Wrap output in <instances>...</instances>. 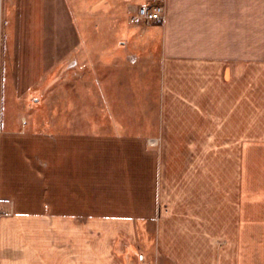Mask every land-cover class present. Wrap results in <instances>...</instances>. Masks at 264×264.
<instances>
[{"label":"crops","instance_id":"crops-1","mask_svg":"<svg viewBox=\"0 0 264 264\" xmlns=\"http://www.w3.org/2000/svg\"><path fill=\"white\" fill-rule=\"evenodd\" d=\"M149 1L78 5L97 16ZM155 1L165 21L128 20L122 49L98 36L74 49L154 77V132L131 134L119 120L85 133L40 118L36 69L50 58L19 29L41 20L43 0H3L0 264H264V0Z\"/></svg>","mask_w":264,"mask_h":264},{"label":"rangeland","instance_id":"rangeland-1","mask_svg":"<svg viewBox=\"0 0 264 264\" xmlns=\"http://www.w3.org/2000/svg\"><path fill=\"white\" fill-rule=\"evenodd\" d=\"M151 2L160 1L151 0ZM43 3L41 11L45 13L41 14V20L36 21V26L19 29L25 40H28L26 39L28 37L33 40L30 43H34L36 55L42 53L41 55L50 58V60L46 59L47 66L43 65L36 69L35 99L40 118L45 120L50 118L57 130L64 131L88 133L91 130L92 119H97L101 132L112 130L114 121L119 120L125 122L120 126L127 128L126 130L131 134L153 133L155 129L153 119L156 112L153 107L156 102L154 77L145 83L144 77L131 76V68L136 67L134 65L136 61L134 62L133 59L126 61L120 56L115 59H90L88 55L82 58L74 54L78 42L91 36H98L104 41L107 38L115 39L118 41L116 48L122 49V44L119 42L129 40L131 37L128 20L135 25V28L149 27L132 20L131 11L137 6H130L127 13L100 11L96 16L89 11H81L78 0H43ZM12 30L9 25L6 26L4 18L0 59L6 45V35ZM42 51L45 53L48 51V54L44 55ZM64 52L68 53L67 59L54 58L62 56ZM44 74L46 81L43 83ZM4 77V63L1 59L0 118L4 101ZM126 88L130 91L126 92ZM259 111L261 120L264 109ZM129 119L137 122L143 119L145 122L126 123ZM258 128L263 131L264 124H260ZM253 130L256 129L252 124L244 123V135ZM158 142V148L165 147V141ZM259 148L264 149V141H259ZM262 153L260 151L259 158L264 160ZM169 158L174 160V156Z\"/></svg>","mask_w":264,"mask_h":264},{"label":"built area","instance_id":"built-area-1","mask_svg":"<svg viewBox=\"0 0 264 264\" xmlns=\"http://www.w3.org/2000/svg\"><path fill=\"white\" fill-rule=\"evenodd\" d=\"M132 20L140 25H155L163 23L166 19V6L160 2H147L134 7L131 11ZM3 0H0V49L3 43ZM1 86V81H0Z\"/></svg>","mask_w":264,"mask_h":264}]
</instances>
